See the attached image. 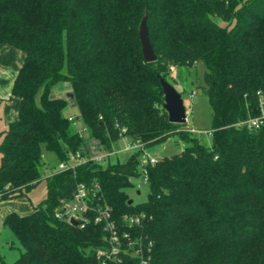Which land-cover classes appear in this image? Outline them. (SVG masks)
Returning a JSON list of instances; mask_svg holds the SVG:
<instances>
[{
  "label": "trees",
  "instance_id": "1",
  "mask_svg": "<svg viewBox=\"0 0 264 264\" xmlns=\"http://www.w3.org/2000/svg\"><path fill=\"white\" fill-rule=\"evenodd\" d=\"M144 16L153 63L139 41ZM4 44L25 57L11 87L18 118L0 138V200L25 196L42 180L43 151L57 164L90 140L108 151L122 135L143 149L171 136L188 143L145 166L146 199L135 205L125 191L141 178L144 151L48 176L41 204L4 218L20 247L11 264H98L101 228L54 218L77 183L94 181L116 221L144 215L146 264H264V122L243 124L264 109V0H0ZM197 63L211 110L209 146L185 124L169 123L159 82L169 67ZM63 82L67 99L53 97ZM69 105L88 140L70 130Z\"/></svg>",
  "mask_w": 264,
  "mask_h": 264
},
{
  "label": "built area",
  "instance_id": "2",
  "mask_svg": "<svg viewBox=\"0 0 264 264\" xmlns=\"http://www.w3.org/2000/svg\"><path fill=\"white\" fill-rule=\"evenodd\" d=\"M68 120L74 121L72 117H68ZM263 122L264 109L259 117L250 119L243 124L249 128H258ZM76 133L81 136L79 131ZM120 141L123 144L121 150L113 148L108 151L96 140H90L87 146H82L66 161L58 162L54 167L44 166V169L49 176L67 171L75 172L76 168L87 162L101 165L103 162H109L110 158L119 151L130 153L144 151L140 142H132L124 135L121 136ZM156 162L157 159L153 157L141 160L139 170L142 185H147L145 166H153ZM54 218L79 230H85L88 226L101 228L103 232L102 248L95 251L98 264H124L127 258L137 261L138 264H146L150 259L152 243L144 234V215H124L120 222L116 221L112 208L105 201L101 186L96 181L90 185L84 182L77 183L72 197L69 200L61 201L59 207L55 209ZM71 221H74L75 225H72Z\"/></svg>",
  "mask_w": 264,
  "mask_h": 264
},
{
  "label": "rangeland",
  "instance_id": "3",
  "mask_svg": "<svg viewBox=\"0 0 264 264\" xmlns=\"http://www.w3.org/2000/svg\"><path fill=\"white\" fill-rule=\"evenodd\" d=\"M219 24L222 23L219 22ZM203 72L204 67L199 63L187 68H178L172 66L168 69L167 82L181 94V98L186 109L187 121L185 125L187 130H189V132H191L201 144L209 146L211 143V136L208 133L211 110L205 96H203L200 90L201 86L203 85ZM1 80L2 78L0 71V99H5L0 101V138L1 135L7 130L8 124L11 123L8 121H12L13 117L17 118L19 111V102L16 97L11 95V86H9L6 90V87L1 83ZM13 81L14 79L12 82ZM6 91L8 92L7 98H2V95ZM70 91V86L67 83H58L52 88L51 95L53 97L67 99V94L70 93ZM7 99H9V101H7ZM63 114L66 117L71 116L74 119V121L71 122L70 129L73 132L79 131L81 137L84 140H88L89 132L80 120L77 107L69 105L64 109ZM187 145L188 143L183 142L178 136H171L164 142L145 148L143 157H141V159L145 160L146 158L152 157L161 159L163 157L181 152V150ZM122 147L123 144L121 141L114 145L115 150H121ZM129 154L130 152L119 151L115 156L110 158L109 162H115L117 160L124 162ZM42 157V161L46 164V166H56V158L52 153L43 151ZM107 163L108 161L103 162L102 166H106ZM41 173L42 180L36 184L27 195L13 199L0 200V202H12L11 204H13L18 211H20L22 208L23 210L29 211L34 207H37L47 197V177L49 175L46 173L44 168H42ZM132 184V188H129L125 191L129 199L134 205L144 202L146 199L147 188L141 184L140 180H133ZM138 190L140 191L139 194L136 193ZM5 228L7 234L6 241L10 239L11 242L6 244L5 249L2 252V256H4L2 258L5 262L10 261L11 264L13 262L12 259L15 258L16 260L19 257L20 247L14 239L11 231L7 227Z\"/></svg>",
  "mask_w": 264,
  "mask_h": 264
},
{
  "label": "crops",
  "instance_id": "4",
  "mask_svg": "<svg viewBox=\"0 0 264 264\" xmlns=\"http://www.w3.org/2000/svg\"><path fill=\"white\" fill-rule=\"evenodd\" d=\"M24 57L25 56L22 52L17 51L15 48L9 45L4 44L0 46V69H1L0 71H1V78H2L1 83L5 85L6 90L9 86L12 87V84L14 82V81L12 82V80L15 79L16 74L20 68V65L24 61ZM7 96H8V92L6 91L2 95V98H7ZM3 100L5 99H0V101H3ZM7 101H9V99H7ZM18 102H19V99H18ZM68 117H71V116H68ZM17 118L13 117L12 121H8V122H14L17 120ZM11 203L12 202H0V264H10V261L5 262L2 258L4 257L2 256V252L4 251L6 244L11 242L10 239L6 241L7 234H6V228L4 226V218L6 217V215L12 212L18 215H26L32 211V210L26 211V210H23V208L20 211H18L17 208ZM12 260L14 261L15 258Z\"/></svg>",
  "mask_w": 264,
  "mask_h": 264
},
{
  "label": "water",
  "instance_id": "5",
  "mask_svg": "<svg viewBox=\"0 0 264 264\" xmlns=\"http://www.w3.org/2000/svg\"><path fill=\"white\" fill-rule=\"evenodd\" d=\"M139 41L141 44V51L143 59L146 63H153L156 61V56L153 52L152 46L148 38V29L146 25V17L144 16L139 25ZM160 86L163 92V109L167 113L169 123L182 125L187 121L186 109L181 98V94L163 79L159 80ZM71 97V95H70ZM139 194V191L136 192ZM132 201H128V205H131ZM72 225H75L74 221H71Z\"/></svg>",
  "mask_w": 264,
  "mask_h": 264
}]
</instances>
